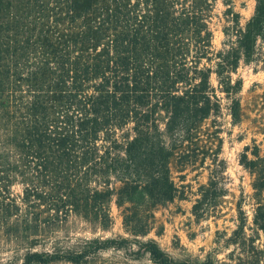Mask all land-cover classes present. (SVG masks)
<instances>
[{
	"label": "trees",
	"instance_id": "16d2710c",
	"mask_svg": "<svg viewBox=\"0 0 264 264\" xmlns=\"http://www.w3.org/2000/svg\"><path fill=\"white\" fill-rule=\"evenodd\" d=\"M218 1L226 25L214 51ZM258 42L264 0L243 25L230 0H0V251L9 255L0 264H264L242 216L229 262L175 259L143 239L152 211L176 196L173 152L219 110L210 76L235 117L232 75L256 59ZM251 155L241 164L264 174V155ZM112 202L128 237L64 235L72 217L107 231ZM252 224L264 232V203Z\"/></svg>",
	"mask_w": 264,
	"mask_h": 264
},
{
	"label": "rangeland",
	"instance_id": "374dc122",
	"mask_svg": "<svg viewBox=\"0 0 264 264\" xmlns=\"http://www.w3.org/2000/svg\"><path fill=\"white\" fill-rule=\"evenodd\" d=\"M255 3L256 0H230L233 12L239 15L240 25L252 16ZM225 8L218 1L211 21L214 51L222 49ZM255 58L248 65L240 64L232 75L233 80H241L235 117L230 99L218 92L216 76H210V83L220 98L219 110L203 120L169 160L176 196L152 211L153 228L143 239H153L175 259L187 256L201 259L212 253L229 262L228 255L234 249L229 239L237 228L239 216L245 219V234L256 237V245L264 250V232L256 231L252 224L257 203H264V187L254 189V183L264 174L258 176L241 164L242 155L253 159L251 153L255 147L259 156L264 155V42L257 43ZM110 213L112 225L107 231L91 229L72 217L64 235L70 238L128 237L122 227V208L112 202ZM8 257L6 252L0 251L1 261L6 262ZM102 257L127 260L124 253L106 252ZM125 264H148V261L130 256Z\"/></svg>",
	"mask_w": 264,
	"mask_h": 264
}]
</instances>
